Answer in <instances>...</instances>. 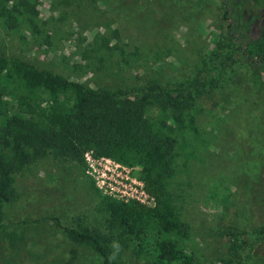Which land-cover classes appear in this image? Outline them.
<instances>
[{
  "label": "rangeland",
  "instance_id": "374dc122",
  "mask_svg": "<svg viewBox=\"0 0 264 264\" xmlns=\"http://www.w3.org/2000/svg\"><path fill=\"white\" fill-rule=\"evenodd\" d=\"M234 1L242 5L250 39H258L264 3ZM37 7L36 28L26 22L14 30L0 25V50L121 92L150 82L171 89L208 78L202 61L226 28L222 0H38ZM233 67L214 89V101L197 99L199 131L189 135L176 159L169 188L188 227L186 247L202 264H220L231 227L250 236L252 223L264 227V65ZM87 152L92 166L85 155L84 167L44 157L16 176L20 197L2 208L0 264H101L100 256L71 242L63 228L104 231L107 216L91 181L105 194L119 172L142 180V167L116 169ZM112 247L117 264H150L114 241ZM251 248L245 249L248 263L264 264V238Z\"/></svg>",
  "mask_w": 264,
  "mask_h": 264
},
{
  "label": "trees",
  "instance_id": "16d2710c",
  "mask_svg": "<svg viewBox=\"0 0 264 264\" xmlns=\"http://www.w3.org/2000/svg\"><path fill=\"white\" fill-rule=\"evenodd\" d=\"M37 6L38 0H0V25L14 30L26 22L36 28ZM239 6L238 1L222 0L225 32L202 61L210 76L171 89L156 82L123 92L92 87L0 50V220L4 205L20 197L14 183L25 167L44 157L84 167V153L91 151L122 165L141 166L154 205L101 194L91 181L98 208L107 216L104 231L64 227L67 238L90 248L101 264H117L113 241L116 248L131 250L150 264H202L186 247L188 227L169 188L176 159L189 135L199 131L197 99L214 101V89L234 65H264V28L251 40ZM251 226V236L245 229L230 228L227 255L220 264H249L245 249L264 238L263 226Z\"/></svg>",
  "mask_w": 264,
  "mask_h": 264
},
{
  "label": "built area",
  "instance_id": "2783aa9c",
  "mask_svg": "<svg viewBox=\"0 0 264 264\" xmlns=\"http://www.w3.org/2000/svg\"><path fill=\"white\" fill-rule=\"evenodd\" d=\"M88 154L90 153H84L87 161L89 162L90 159L88 157ZM101 158L102 160L112 163L116 169L123 167L120 163L116 162L115 160L106 157ZM89 165L92 166L90 162ZM118 174H120L118 175L120 177L117 183H115V187H111L112 189L104 188L105 194L111 195L123 201L135 200L147 206L154 205V198L146 191L144 183L141 179L130 177L128 175H121L120 172ZM98 186L100 188H103V186L100 184H98ZM109 186H111V183H109Z\"/></svg>",
  "mask_w": 264,
  "mask_h": 264
}]
</instances>
